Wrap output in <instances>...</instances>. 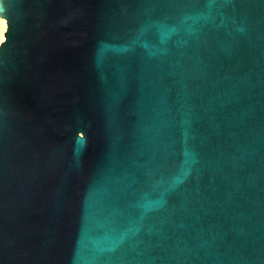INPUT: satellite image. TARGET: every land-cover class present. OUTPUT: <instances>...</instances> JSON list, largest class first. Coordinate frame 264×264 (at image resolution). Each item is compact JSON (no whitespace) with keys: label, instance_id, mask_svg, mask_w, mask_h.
Returning <instances> with one entry per match:
<instances>
[{"label":"water","instance_id":"1","mask_svg":"<svg viewBox=\"0 0 264 264\" xmlns=\"http://www.w3.org/2000/svg\"><path fill=\"white\" fill-rule=\"evenodd\" d=\"M0 17V264H264V0Z\"/></svg>","mask_w":264,"mask_h":264},{"label":"rangeland","instance_id":"2","mask_svg":"<svg viewBox=\"0 0 264 264\" xmlns=\"http://www.w3.org/2000/svg\"><path fill=\"white\" fill-rule=\"evenodd\" d=\"M6 30H7V20L3 17H0V44L5 39L4 38L5 37L4 32H6Z\"/></svg>","mask_w":264,"mask_h":264},{"label":"bare ground","instance_id":"3","mask_svg":"<svg viewBox=\"0 0 264 264\" xmlns=\"http://www.w3.org/2000/svg\"><path fill=\"white\" fill-rule=\"evenodd\" d=\"M3 37H4V36H3ZM4 38H5V37H4ZM4 38H3V39H4Z\"/></svg>","mask_w":264,"mask_h":264}]
</instances>
